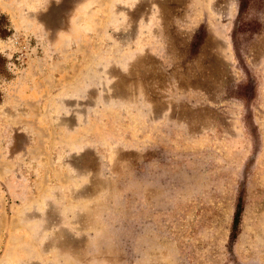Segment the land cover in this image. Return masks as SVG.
Returning a JSON list of instances; mask_svg holds the SVG:
<instances>
[{
  "label": "rangeland",
  "instance_id": "374dc122",
  "mask_svg": "<svg viewBox=\"0 0 264 264\" xmlns=\"http://www.w3.org/2000/svg\"><path fill=\"white\" fill-rule=\"evenodd\" d=\"M0 28V264H264V0H0Z\"/></svg>",
  "mask_w": 264,
  "mask_h": 264
},
{
  "label": "trees",
  "instance_id": "16d2710c",
  "mask_svg": "<svg viewBox=\"0 0 264 264\" xmlns=\"http://www.w3.org/2000/svg\"><path fill=\"white\" fill-rule=\"evenodd\" d=\"M10 35V33L5 28H0V37L2 39L7 38ZM15 76L9 71L8 68V60L0 53V83L1 82H12L14 80ZM4 100V93L0 89V105L3 103ZM243 212V207L241 203V199L239 200V203L237 204L236 214L234 218V225L232 229V238H237V231L240 225L241 216Z\"/></svg>",
  "mask_w": 264,
  "mask_h": 264
}]
</instances>
